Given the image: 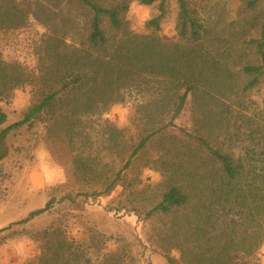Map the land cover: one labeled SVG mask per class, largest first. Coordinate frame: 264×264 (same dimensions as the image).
I'll use <instances>...</instances> for the list:
<instances>
[{
	"label": "trees",
	"instance_id": "obj_1",
	"mask_svg": "<svg viewBox=\"0 0 264 264\" xmlns=\"http://www.w3.org/2000/svg\"><path fill=\"white\" fill-rule=\"evenodd\" d=\"M138 1L159 8L143 33L126 20L133 0H0V34L32 22L45 30L34 69L0 55V103L25 87L33 95L23 120L6 129L0 108V163L13 131L53 123L72 153L79 185L12 226L31 224L57 206L70 209L69 216L83 212L121 189L124 206L114 211L160 223L152 239L168 264H261L264 124L256 120L263 114L249 116L245 100H230L264 90V0H240L230 23L229 11L209 22L199 7L178 0V39L171 43L160 35L169 0ZM128 103L134 112L127 127L104 118ZM188 108L194 132L178 135L176 122ZM241 121L248 144L238 153L224 143ZM150 149L163 178L155 198L149 184L127 182ZM223 216L229 222L219 228ZM59 217L34 236L38 253L28 264H137L124 239L95 229L77 238Z\"/></svg>",
	"mask_w": 264,
	"mask_h": 264
},
{
	"label": "rangeland",
	"instance_id": "obj_2",
	"mask_svg": "<svg viewBox=\"0 0 264 264\" xmlns=\"http://www.w3.org/2000/svg\"><path fill=\"white\" fill-rule=\"evenodd\" d=\"M189 1L200 8L203 20L209 22L216 21L221 13L229 11L230 23L240 4V0ZM158 9V5L147 7L138 0H133L126 15L130 29L143 33L144 24L159 14ZM178 11V0H169L160 32L165 42L171 43L178 39ZM44 32L41 26L32 22L27 29L0 34V55L7 62H20L26 68L34 69L37 62L35 45ZM236 100H245L251 110L249 116L254 110L256 114L262 113L260 122L256 120V123L259 126L264 124V90L232 98L230 102L233 104ZM32 102V89L25 87L15 91L8 102L0 103V108L8 115L7 123L2 129L23 120ZM133 112V103L118 105L104 118L115 122L119 127H127ZM234 126L230 130L232 137L230 133L224 144L240 153L248 144V124L241 121ZM54 129L53 123L36 122L33 126L25 125L13 131L5 141L7 156L0 163V264H28L32 261L38 253L34 236L47 228L58 215L60 220L67 221L77 238L91 229L99 230L107 236L122 238L130 243L137 264H168L152 239L156 229L161 227L160 223L144 224L134 213L114 211L124 206L121 202L125 201V197H119L121 189L110 197L89 203L83 212L71 213L69 216L70 209L57 206L54 212L43 215L31 224L12 226L27 218L30 213L45 208L53 197L59 198L63 193L79 191L74 177L72 153L64 136L52 132ZM173 132L178 135L194 132L189 108L176 122ZM155 155V150L150 149L146 156L136 161L127 181L139 180L149 184V198H155L163 182L161 174L153 169ZM74 215L77 217L73 218ZM228 222L229 217L223 216L217 224L219 228H223ZM261 264H264V249L261 252Z\"/></svg>",
	"mask_w": 264,
	"mask_h": 264
}]
</instances>
